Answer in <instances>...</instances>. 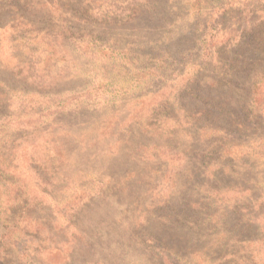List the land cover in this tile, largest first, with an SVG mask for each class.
Returning a JSON list of instances; mask_svg holds the SVG:
<instances>
[{
  "label": "rangeland",
  "instance_id": "374dc122",
  "mask_svg": "<svg viewBox=\"0 0 264 264\" xmlns=\"http://www.w3.org/2000/svg\"><path fill=\"white\" fill-rule=\"evenodd\" d=\"M263 130L264 0H0V264H264Z\"/></svg>",
  "mask_w": 264,
  "mask_h": 264
},
{
  "label": "trees",
  "instance_id": "16d2710c",
  "mask_svg": "<svg viewBox=\"0 0 264 264\" xmlns=\"http://www.w3.org/2000/svg\"><path fill=\"white\" fill-rule=\"evenodd\" d=\"M101 19V18H97ZM251 33L247 32L241 36H239L237 33L233 34V37L235 38V43L236 45H240L242 42L244 43L245 41L251 42L254 41L255 39H252L250 36ZM58 35L52 34V33H43V40L51 39V38H57ZM233 41V40H232ZM218 37L217 35H209L206 39L205 42L203 43L201 47L202 55L204 57H215V60L219 58V63L215 64L214 69L208 73V75H204L203 71L205 72V67L203 65H199L198 68L192 69L194 70L193 73H191L187 78H182L183 82L181 84V91H185L189 96L190 100L195 99L197 100H202L203 104L202 106L205 105V99H208L207 96H209L210 91L216 92L220 87L221 84L224 83L226 87H231L232 82L237 79L239 75L242 74V72L246 69L245 67V62L246 60L239 61V60H231L230 58H220V50L222 49L221 47H218ZM227 49V48H226ZM238 57H240L241 54H237ZM225 60V61H224ZM227 61V62H226ZM191 70V71H192ZM190 72V71H189ZM170 91V89H167ZM208 90V91H207ZM205 91H207L205 93ZM165 95V94H164ZM167 95V94H166ZM206 97V98H204ZM162 98V97H161ZM159 99V101L161 100ZM160 106V105H159ZM158 106V108H159ZM157 108V109H158ZM204 109L201 107L200 111H203ZM217 130H219L217 128ZM233 131L231 132H225L226 135L229 137V135L232 134ZM242 134H246V137L248 141L244 144H239L240 147H242V150L248 151L247 145L250 144V132L251 130L248 128H245L240 131ZM239 132V133H240ZM264 132V130H263ZM224 139L228 140L225 136L220 135L216 140L215 143L213 144V147L215 148L214 152H211V155H218L219 152V157H212L213 160L211 162V169H225V168H232L233 162L238 160V154L232 156L230 153V150L228 149H221L220 151L217 152V149H220L221 147L219 146L220 143L224 141ZM175 157V156H174ZM182 161V158H181ZM238 160L237 162H239ZM204 165H208L207 162H205ZM209 167V166H207ZM242 179L247 177V179H250V175L241 173ZM10 232V227H7ZM9 232L3 234L2 237V242L0 244V249L4 247L5 238L9 236ZM230 243L228 242L227 245H224L223 248H226ZM221 246V245H220ZM215 247V245H213ZM217 247V246H216ZM180 256L172 254H167V255H162L161 260L162 264H179V258ZM231 257V258H230ZM237 260V257L235 256H223L218 258L219 263H222L224 261V264H234L235 261Z\"/></svg>",
  "mask_w": 264,
  "mask_h": 264
}]
</instances>
